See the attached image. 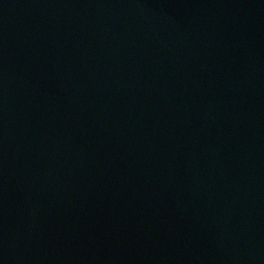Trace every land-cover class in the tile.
<instances>
[{"label":"water","instance_id":"water-1","mask_svg":"<svg viewBox=\"0 0 264 264\" xmlns=\"http://www.w3.org/2000/svg\"><path fill=\"white\" fill-rule=\"evenodd\" d=\"M0 264H264V0H0Z\"/></svg>","mask_w":264,"mask_h":264}]
</instances>
